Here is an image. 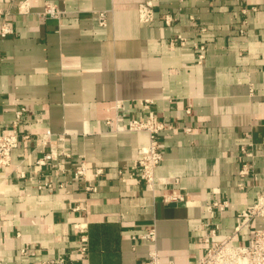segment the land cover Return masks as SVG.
I'll return each mask as SVG.
<instances>
[{
    "label": "crops",
    "instance_id": "obj_1",
    "mask_svg": "<svg viewBox=\"0 0 264 264\" xmlns=\"http://www.w3.org/2000/svg\"><path fill=\"white\" fill-rule=\"evenodd\" d=\"M147 1L150 23L138 13ZM29 2L30 13L14 10L15 34L0 42V130L25 106L20 131L32 136L0 170V264H141L151 249L142 236L153 229L161 264L195 262L205 253L204 224L219 223L227 237L264 193V0ZM46 2L63 12L59 20L37 17ZM178 35L185 46L170 44ZM142 99L154 100L155 114L176 128L160 136L154 193L131 174L148 134L115 130V102L124 101V127L145 118ZM47 132L71 155L64 174L36 165L49 151L38 143ZM82 162L86 181L72 175ZM245 163L254 175L242 178ZM39 181L53 187L39 190ZM171 194L186 200L165 202ZM215 199L229 202L226 212L212 207ZM262 228L264 219L255 220L235 243L250 244Z\"/></svg>",
    "mask_w": 264,
    "mask_h": 264
},
{
    "label": "built area",
    "instance_id": "obj_2",
    "mask_svg": "<svg viewBox=\"0 0 264 264\" xmlns=\"http://www.w3.org/2000/svg\"><path fill=\"white\" fill-rule=\"evenodd\" d=\"M31 5L29 0H8L6 6L0 5V42L6 38H9L15 34L13 27L14 10H17L19 14L30 13ZM254 10V9H253ZM138 13L140 20L144 23L153 22L155 19V9L152 2H143L138 7ZM63 12L53 3L46 2L42 12L37 14L39 19H56L59 20ZM100 16V25L106 26V13L102 12ZM174 22V18L170 15L164 17V23L167 26H171ZM177 43L181 46H185L186 38L178 35L171 41L172 46H176ZM198 63L201 64L205 59V47H197ZM139 107L143 113L146 114L144 119L133 118L129 120L126 126H121L120 114L124 111V101L117 100L115 102V108L117 117L115 120L116 132H131L140 133L145 132L148 134L149 141L147 145L138 149V157L132 167L131 174L135 176L139 181L143 182L146 188L154 193L156 189V177L155 171L161 165L164 160V154L160 142V136L165 131L175 130V126L170 121L161 120L153 110L155 101L152 99H142L137 101ZM15 117L8 131L3 132L0 130V170H5L12 166L13 152L19 148L21 142H29L32 136L29 132H21L20 128L25 124V115L28 112L25 106L15 107ZM186 133L191 132V128L184 129ZM53 134L51 132L45 133L39 138L38 143L41 146H48L49 151L41 158L37 159L36 165L43 167L51 165L61 173H66V169L63 163L64 158L71 157L70 154L64 150H58L52 142ZM64 140V136L61 137ZM264 146V141H263ZM243 153L247 156L252 154L248 152L246 148L242 149ZM240 176L242 178L253 176L254 167L251 164L245 163L241 167ZM102 173L101 169L96 171L97 175ZM21 178H26L24 173L19 174ZM36 178L39 172H35ZM73 177L76 180H87V165L82 162L79 168L73 172ZM30 180L35 179L29 178ZM88 183V181H87ZM53 186L51 183L38 182V189L44 190L45 188L51 189ZM241 190H245V187L239 185ZM86 190L89 192H96L97 188L89 182ZM163 199L167 203L178 204L186 200V197L182 194L164 195ZM212 207L220 214L227 211L230 207L229 202L226 200H213ZM257 219H264V193L256 200L255 203L247 205L237 215V226L233 233L227 235L225 238H220L221 226L219 223H205V229L208 234L203 238L205 244V253L191 264H264V229H256L253 235L252 242L247 245L236 244L239 234L246 229L252 222ZM151 243V249L146 261L141 264H161V256L157 247V236L155 229L149 230L142 236ZM83 243L86 242V238H81ZM82 254L85 255L86 248L81 249ZM23 253H26L23 250ZM43 264H66L61 261L51 260L44 262Z\"/></svg>",
    "mask_w": 264,
    "mask_h": 264
}]
</instances>
